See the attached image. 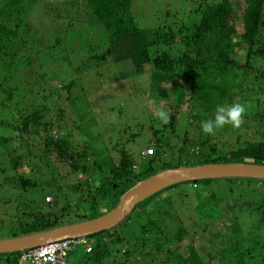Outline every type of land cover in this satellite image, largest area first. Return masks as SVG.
I'll list each match as a JSON object with an SVG mask.
<instances>
[{"label":"rangeland","instance_id":"obj_1","mask_svg":"<svg viewBox=\"0 0 264 264\" xmlns=\"http://www.w3.org/2000/svg\"><path fill=\"white\" fill-rule=\"evenodd\" d=\"M201 1L212 3L218 0ZM232 1L234 10L240 14L244 0ZM6 2L0 0V120L4 121L0 124V239L25 235L15 231L10 224L23 214L51 212V220L63 225L86 220L83 219L85 212L77 205L86 193V187L77 190L75 186L91 182L95 173L106 176L119 161V150L133 155L137 165L148 161L156 154L149 135L150 126L163 130L162 140L170 139L169 146L159 152L161 160L158 163L169 162L174 167L201 165L196 162L201 150L198 147L207 138L220 156L247 142L264 140V135L260 137L257 133L261 130L264 134V56L252 60L250 75L243 81V97L234 98L233 104L247 106L245 123L239 129L226 125L218 129L215 136H208L200 125L213 118L216 111L209 117L201 114V118H192L201 113L203 107L195 103L191 109L186 76L178 73L173 84L151 91L148 67L146 73L127 76L133 70L129 63L120 64L117 72L109 62L96 61L93 56L104 50L108 34L92 18L86 0H24L23 9L13 12H9ZM199 2L132 0V14L142 28L171 26L177 30L190 26L191 12ZM17 23L20 28H14ZM237 26L241 32L242 24ZM8 30H14L15 34L7 36ZM177 46L174 47L175 53ZM73 80L75 85L68 92L65 86ZM169 103L180 105L173 134L170 129L164 130L165 124L154 116L161 108L168 111ZM34 110L40 112L41 122L51 123L49 134L54 139L68 142L67 154H72L74 161L80 163L75 174L67 162L58 160L55 151H47L43 125H30L28 132L17 129L23 127L22 116ZM261 114L263 117H256ZM4 138L10 140L2 144ZM88 148L104 152L99 161L102 170L92 164L84 172V162L77 153ZM149 149L153 150L151 157L143 154ZM180 151L184 152L181 156ZM87 154L92 161V152ZM12 159H18L17 168H13ZM21 175L36 185L24 189L16 180ZM243 182L235 185L232 204L226 199L229 188L223 185L202 187L201 197H208L213 192L218 196L217 213L208 217L201 216L202 212L208 211L207 208L203 211L195 208L198 199L192 193L191 182L155 194L143 203V212L139 211L140 207L135 208L126 216L129 221L125 222V219L116 227L125 240L115 244L111 257L106 258L104 264L113 260L124 264H161L165 255L157 253V246H165V236H171L180 225L185 231L184 243L195 245L204 264H235L236 246H240L247 263L255 264L253 258L261 257H257L254 248H250V255L246 253L250 244L248 239L264 242V232L258 231L257 225L253 224L257 214L251 211L250 216V207L235 214L233 205L249 206L254 199L253 195L250 196L251 191L253 194L258 188L264 189V184ZM246 182L256 184L258 188L252 185L254 191L250 190V184ZM148 218L160 224L162 232L155 231L156 236H147L146 246L138 245L135 252L123 257V252L132 249L133 240L143 238L142 226ZM97 238L98 234H95L87 240L93 246ZM175 244L173 241L170 246ZM146 252L152 254L145 255ZM90 258L86 246L79 245L68 253V264H88ZM0 264L7 263L1 259Z\"/></svg>","mask_w":264,"mask_h":264},{"label":"trees","instance_id":"obj_2","mask_svg":"<svg viewBox=\"0 0 264 264\" xmlns=\"http://www.w3.org/2000/svg\"><path fill=\"white\" fill-rule=\"evenodd\" d=\"M6 1L9 12L23 9L22 3L24 0ZM199 1L198 7L191 12L193 18L190 26L179 27L175 30L171 26L155 29L140 27L132 14V0H86L92 18L100 23L108 34V42L104 50L94 54L93 57L97 62H109L117 72L120 71V64L129 63L133 70L128 72L127 76L146 73L145 68L148 67L151 91H158L164 85L173 84L178 79V73L183 74L189 80L191 109L195 107V103L203 107L201 113L192 116L193 119L201 118V114L211 115L212 112L216 111L218 105L233 104L236 96L243 97V81L250 75L252 60L264 56V0H244V7L240 14H237L234 10L235 4L232 0H218L212 3ZM238 23L242 24L241 32H238ZM20 27L21 25L17 23L14 28ZM6 34L8 36L9 34H15V32L14 30H8ZM175 45H178V48H175L176 53L174 52ZM240 80L241 82H239ZM74 85L75 81L73 80L65 88L70 92ZM180 100L179 98V104ZM178 103H169V122L164 125V130L170 129L172 134L180 112ZM256 117H263V114ZM41 119L40 112L34 110L32 113L22 116L23 127H17V129L28 132L30 125L36 127L43 125L47 151H55L58 160L63 163L67 162L66 164L75 174L80 169V163L77 164L74 161L72 154H67L68 142L54 139L49 134L52 127L51 123L41 122ZM3 122L0 120V124H4ZM262 129H264V126ZM149 131L150 138L156 147V154L152 157L149 155L151 158L148 161L137 165L133 155L124 150H119L120 159L106 176H98L95 173L90 179L92 183L85 181L75 186L77 190L86 187V193L83 194L77 204L85 212L83 219L97 217L114 208L120 196L137 181L143 180L158 171L174 167L169 162L164 163V166L158 163V160H161V153L159 154V152H163V148L165 150L169 146L170 139L164 138L162 140L163 130L157 127L150 126ZM257 133L260 137L264 135L261 130H257ZM158 136H161V139ZM9 140V138H4L1 143L4 144ZM209 141L210 138H207V140L200 143L201 145L198 148H201V150L197 157V163L250 162L264 164V140L258 139L247 142L235 150L228 151L225 156H220ZM89 151L92 152V161H90L87 154ZM183 153L180 151L179 156ZM77 154L84 162V172L92 164L102 170L99 161L104 154L103 151L88 148L80 150ZM12 160L13 168H17L18 159ZM133 167L138 171H133ZM16 180L20 182L24 189L36 185V183L31 184L30 180L25 179L23 175L18 176ZM243 180L257 181V183L264 184V180L243 178L191 182L192 193L198 199L195 208L200 211H203V208L208 209L207 212L201 213L202 217L215 215L218 210L217 194L213 192L208 197H201V188L211 185L215 187L223 185L229 188L230 194L227 195L226 199L232 204L234 200L231 197L235 185L244 183ZM96 181L97 184H94ZM246 184H250V190L254 191L252 185L258 188L256 184L247 182ZM256 190L253 194L252 191L250 193V196L253 195L254 199L253 202L250 201L249 206L242 204L241 206L233 205V207L236 209L235 214L242 213L247 209L246 207H250L249 210L247 209L250 216H252V212L257 214V219H253V224L257 225L258 231L264 232V189L261 187ZM163 191H166V189ZM144 202L136 205L135 208L140 207L139 211L143 212L145 209ZM98 210H102V212H98ZM50 217L51 212L33 215L23 214L21 217L13 219V223L10 224L15 227V231L22 234H30L63 225L62 222L52 221ZM128 221L129 218L125 222ZM142 228L143 238L138 241L133 240L134 245L131 246V251L128 248L123 252V257L126 258L131 255L132 251L135 252L138 245L146 246L149 241L148 238L146 239L147 236L151 237V234H155V231L162 232L161 225L151 218L146 220ZM97 234L98 238L94 240L95 243L91 251L87 252L91 255L88 264H104L105 259L111 257V249L116 246L115 244L125 240L116 231V227ZM184 235L185 231L180 225L178 230L172 233L171 236H165V246H157V253L165 255L161 264H204L195 245L190 242L184 243ZM158 238L160 239V236L156 237V239ZM248 240H250V244L246 249V253L250 255L252 251L250 248H254L257 257L259 255L261 257L256 260L253 258L255 264L256 262L264 264V242L258 240L254 242V239ZM173 241L177 244L170 246ZM116 250L119 252V249L116 248ZM235 250L237 251L235 264H250L245 260L240 246H236ZM261 251L263 253L260 254ZM148 253L152 254L146 252L145 255H148ZM19 254H1L0 260H4L7 264H17ZM141 255L143 254L141 253ZM110 264L124 263H117L116 260H113Z\"/></svg>","mask_w":264,"mask_h":264},{"label":"water","instance_id":"obj_3","mask_svg":"<svg viewBox=\"0 0 264 264\" xmlns=\"http://www.w3.org/2000/svg\"><path fill=\"white\" fill-rule=\"evenodd\" d=\"M264 180V164L250 162L211 163L167 168L137 181L119 198L114 208L79 222L13 238L0 239V254L19 253L56 240L88 237L117 227L136 205L177 184L210 179Z\"/></svg>","mask_w":264,"mask_h":264},{"label":"built area","instance_id":"obj_4","mask_svg":"<svg viewBox=\"0 0 264 264\" xmlns=\"http://www.w3.org/2000/svg\"><path fill=\"white\" fill-rule=\"evenodd\" d=\"M152 153L149 149L143 154ZM79 245L86 246V252L92 249L86 237L56 240L19 252L17 264H68V253Z\"/></svg>","mask_w":264,"mask_h":264},{"label":"clouds","instance_id":"obj_5","mask_svg":"<svg viewBox=\"0 0 264 264\" xmlns=\"http://www.w3.org/2000/svg\"><path fill=\"white\" fill-rule=\"evenodd\" d=\"M246 113L247 106L242 103L218 105L215 116L201 122V130L205 135L215 136L217 130L224 128L226 125L239 129L245 123L244 116ZM154 116L164 124L169 122V113L166 109L157 110ZM133 171H138V169L133 167Z\"/></svg>","mask_w":264,"mask_h":264}]
</instances>
